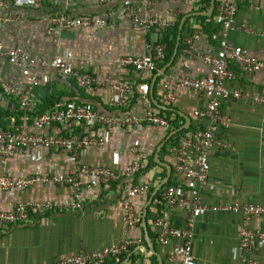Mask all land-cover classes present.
I'll return each mask as SVG.
<instances>
[{"label":"crops","instance_id":"0c3cea01","mask_svg":"<svg viewBox=\"0 0 264 264\" xmlns=\"http://www.w3.org/2000/svg\"><path fill=\"white\" fill-rule=\"evenodd\" d=\"M2 1V13L13 18V21L0 24V46L6 49L23 47L31 55L48 60L66 50H72L78 70L90 73L107 83L131 82L134 85V92L128 98L126 106L117 110L110 104L109 89H82L70 78L53 76L50 84L42 85L34 93L40 101L41 110L49 109L52 103L59 101H76L92 104L102 116H125L141 110V98L146 93L157 112L168 110L179 116V129L187 124L181 114L190 117L188 128L181 131L182 138L196 136L205 129L206 121L197 118L195 112L206 104L207 98L196 91L179 88L176 100L168 103L164 97V81L170 76L205 78L211 75V67L204 62L203 56L215 54L219 48L220 25L216 16L224 0H216L212 17L196 15L211 9L210 7L204 11L206 6L203 0H152L147 6L143 5L142 0H109L106 4L99 0H77L67 10L69 17H100L109 20L114 26L57 30L54 36L48 33L51 26L50 16L66 10L65 0H43L40 3L30 0ZM134 14L141 18L169 21L172 27L167 32L176 25L178 19L181 18L182 22L187 17L179 56L177 54L168 57L160 64V70L156 74L139 72L120 63V59L125 56L143 54L148 41H159L165 36L155 31L147 35L135 30ZM237 25L242 30L230 33V43L241 46L247 55L264 61V36H261L264 34V0L241 1ZM196 32L200 33V38L196 41L199 53L186 69L182 54L184 42ZM172 34L173 32L169 34L171 40ZM56 38L60 40L59 46L54 42ZM233 68L237 73V80L227 83V86L230 89L243 88L244 98L223 100L222 111L231 119L232 125L225 134L235 147L236 153L217 148L213 150L210 156L209 189L202 193V199L210 205H231L236 202L241 205L264 204V73L249 75L242 66L234 65ZM49 71L50 69H45L43 73ZM3 83L21 89L27 87L22 70L18 66L4 63L0 71V128L4 124L7 127L13 126L21 117L16 100L7 98L3 93ZM256 97L263 101H255ZM63 129L52 128L49 134ZM66 129L83 131L79 123ZM86 130L93 134H102L98 127ZM164 135L161 129L149 125H143L134 132L115 128L107 133L108 140L104 148L85 150L79 160L67 152L30 147L18 151L7 163H3L0 158V179L5 175L16 179L25 178L38 172L70 173L80 163L122 169L133 160L128 148L143 143L150 145L149 154L156 162L158 147L165 142L157 137ZM168 144L159 153V159L173 168L168 187L179 188L187 199L193 200L195 192L184 176L176 173ZM168 172L169 169L164 165H146L134 183L150 181L152 187L156 188L165 180ZM127 181L114 183L111 188H101L98 185L86 188L87 204L83 212H55L45 215L34 212L31 220L24 225H0V264H54L77 253L101 251L125 240L132 241L133 246L127 262L123 264H167L172 252L169 247L159 244L154 221L164 216L168 226L183 228L186 226V211L173 209L162 213L163 209H158V203L153 204V200L147 210V235L143 223L144 209L151 198L147 194L144 199L133 200L141 224L127 227L123 189ZM71 197L72 189L67 185L37 184L22 192L5 191L0 187V211H9L18 204L43 200L63 204ZM243 226L251 230H264V217L245 220L240 213L209 212L198 219L193 242V254L197 264H247L250 260L264 264V245L261 243L256 242L250 251L241 249L239 234ZM131 256L134 259L129 261ZM106 262L117 264L118 261L108 259Z\"/></svg>","mask_w":264,"mask_h":264},{"label":"built area","instance_id":"2783aa9c","mask_svg":"<svg viewBox=\"0 0 264 264\" xmlns=\"http://www.w3.org/2000/svg\"><path fill=\"white\" fill-rule=\"evenodd\" d=\"M40 3L43 0H30ZM66 10L50 16L51 26L49 35L54 36L56 31L72 30L78 28L113 27L109 20L100 17L71 18L67 15L68 8L72 7L77 0H65ZM106 4L109 0H99ZM152 0H142L147 6ZM167 2L169 0H159ZM243 0H224L218 9L216 21L220 25L218 31L219 48L215 54L204 55L203 59L211 67L212 73L205 78H190L188 76H170L164 81V97L168 103L176 100L179 88L196 91L207 98L206 104L195 112V116L206 121L205 129L196 136H185L176 143H169V154L174 158L175 171L178 175L190 183L195 192L193 200L187 199L177 187H167L163 193L162 213L169 210L186 211V226L176 228L168 226L165 218L158 217L154 226L158 230V242L164 247H169L171 252L167 264H197L193 254V242L195 238V226L198 219L209 212H235L244 216L245 220L255 217H264V204H234L210 205L204 203L202 193L209 189V178L211 171L210 156L215 148L236 153L233 144L226 138L225 132L231 127V119L222 111L223 100L229 98H244V90L241 87L230 89L227 83L237 80V73L233 66H242L247 74L264 73V61L249 56L241 46L230 43L229 35L232 31L242 30L237 25V15L240 2ZM4 2L0 0V24H9L13 21L10 16L2 13ZM133 26L135 30L144 34L155 31L163 35L172 27L169 21L160 18H141L134 14ZM261 36H264L262 34ZM200 33L190 35L184 42L183 63L186 69L190 61L198 55L196 41ZM59 46L60 40H54ZM169 45L162 40L150 42L145 46V51L139 56H125L120 63L127 68L139 72L156 74L159 72L160 64L170 56ZM9 63L18 66L27 80V87L21 89L12 84L3 83L2 90L9 99L16 100L21 110L19 122L11 127L0 128V158L7 163L20 150L30 147L58 150L69 153L75 159H80L83 151L93 149L99 150L106 146L107 133L120 128L124 132H134L143 125L154 126L165 133L158 136V140L165 141L168 134L174 129V125L164 115L157 112L149 96H142L141 110L134 114L122 116H102L92 104L76 101H59L45 111L39 108L40 101L35 97V91L42 85L50 84L52 77L70 78L82 89H96L111 91L110 104L113 108L120 110L126 106L128 98L134 92L131 82L107 83L101 78L80 71L75 66V54L72 50H66L55 58L48 60L31 55L23 47L6 49L0 46V71L3 64ZM50 69L43 73V70ZM262 102L261 98H254ZM76 123L83 127V131L75 132L66 129ZM64 128L54 134H49L52 128ZM85 127V128H84ZM90 127H98L101 135L93 134ZM150 145L148 143L135 144L128 148L132 155V162L121 169L80 163L75 171L55 172L43 174L38 172L25 178H13L5 175L0 179V187L5 191H25L26 189L43 185H67L72 189V197L65 203L49 200L36 203H22L16 205L9 211H0V225L21 226L31 220L34 212L43 213H66L83 212L87 204L86 188L98 185L109 187L114 183H123L124 207L127 217V227L138 226L141 218L135 212L133 200L144 199L150 193L152 182L146 181L142 184L134 183V180L142 173L144 167L150 162ZM168 151V150H167ZM239 240L241 249L250 251L256 242L264 245V230H251L243 226L240 230ZM133 242L125 240L119 244L106 247L101 251L82 252L66 257L54 264H105L108 259L121 255L131 254ZM247 264H262L256 260H250Z\"/></svg>","mask_w":264,"mask_h":264},{"label":"trees","instance_id":"16d2710c","mask_svg":"<svg viewBox=\"0 0 264 264\" xmlns=\"http://www.w3.org/2000/svg\"><path fill=\"white\" fill-rule=\"evenodd\" d=\"M203 1H204L205 6H206V8H204V11H207L206 9H210V7H211V0H203ZM180 23H181V18L177 20L176 25L173 28H171L168 32L166 30V32H164V34H163L165 36H163L162 41L165 42V43H167L169 45V49H170V53H171V55L169 56V58L172 57L174 55V53H175V49H176V46H177V38H178V35H179V26H180ZM170 32L171 33L173 32V34H172V40L170 39V35H169ZM181 49H182V43H181V46H180L179 51H178V56H179V54L181 52ZM54 104L55 103H52L50 107H52ZM46 109H42L41 111L43 112ZM160 113L162 115H164L170 122L173 123L174 129L172 131L178 130L181 127L179 125V123H178L179 116L177 114H175L174 112L168 111V110H166V111H163L162 110V112H160ZM3 127H4V129L7 128V126H5V124L3 125ZM183 132H180V133L176 134L175 136H173L170 139V142L169 143H176V142H178V140L182 136L181 134H183ZM156 165H158V164L155 162V160L153 159V157H151L150 158V162H149V166H156ZM164 177H166V173L164 174ZM170 183H171V180L166 184L165 187H163L159 191V193L156 195V197L154 199L153 204L154 203H158L157 204V207L160 210L164 207V205H163V202H164L163 193H164L165 189L169 186ZM154 190H155V187L154 188L152 187L150 189V193H149L150 196L154 192ZM133 256L130 257V260L129 261H132L134 259ZM127 258H128V255H125L124 254V255H121L119 257H113V258H111V260L112 261H116L117 260L118 261L117 264H123V263L127 262Z\"/></svg>","mask_w":264,"mask_h":264},{"label":"water","instance_id":"95a60500","mask_svg":"<svg viewBox=\"0 0 264 264\" xmlns=\"http://www.w3.org/2000/svg\"><path fill=\"white\" fill-rule=\"evenodd\" d=\"M215 9H216V0H211V9L210 11L208 12H200V13H197L196 15L198 16H208V17H212L214 15V12H215ZM195 15V16H196ZM187 17L184 18L181 22V25H180V28H179V35H178V42H177V46H176V49H175V53H174V56H176L178 54V51H179V47L181 45V42H182V33H183V28H184V25H185V21H186ZM166 70V68L164 69V71ZM160 107V106H159ZM165 109H168V107H163ZM172 110V109H171ZM179 113V112H178ZM182 116L185 117V119L187 120V124L184 126V128H181V129H178V130H175L173 131L169 136L168 138L165 140V142H163L159 147H158V150H157V153H156V162L160 165H164L166 166L168 169H169V172H168V175L167 177L165 178V180H163L161 183H159L154 192L152 193L151 195V198L150 200L148 201L147 205L145 206V209H144V214H143V223H144V228H145V231L148 235V226H147V220H146V216H147V210H148V207L149 205H151V203L153 202L154 198L156 197V195L159 193V191L170 181V178L172 176V171H173V168L172 166L169 164V163H164L162 162L160 159H159V153L160 151L162 150V148L165 146V144L173 137L175 136L176 134H178L179 132L183 131V129L185 128H188V125L190 124L191 122V119L190 117L186 116V115H183L181 114ZM152 250L154 252L155 251V248L152 247ZM156 254V253H155ZM161 264H163V262H161Z\"/></svg>","mask_w":264,"mask_h":264}]
</instances>
